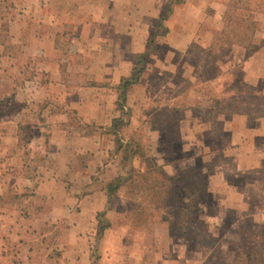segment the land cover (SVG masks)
<instances>
[{"label": "rangeland", "instance_id": "374dc122", "mask_svg": "<svg viewBox=\"0 0 264 264\" xmlns=\"http://www.w3.org/2000/svg\"><path fill=\"white\" fill-rule=\"evenodd\" d=\"M152 1L157 14L161 1ZM16 2L0 0L3 24L17 13ZM144 2L150 0H136L137 24H154L150 10L141 8ZM175 3L179 9L168 30L155 24L146 51L137 54L136 61L144 57L138 65L143 69L130 89L129 107L127 86L123 110L117 105L119 116L113 117L110 135L102 141L110 149L107 158L117 168L116 177L123 178L105 211L99 212L107 226L95 240L89 239L91 264H203L219 244L246 246L248 230L264 224V0H171L172 8ZM143 29L136 28L137 50L145 49L138 42ZM185 38L190 41L184 43ZM115 58L100 61L119 62L120 69L127 65L126 59ZM87 67V77L93 78L101 65L89 57ZM133 76L134 68L127 79ZM117 119L123 124L115 130ZM36 126L30 124L27 136ZM89 126L105 132L101 124ZM22 157L27 163L35 155ZM197 166L207 173V200L199 206L207 227L195 229L190 207L186 231L193 235L188 237L181 223L185 200L174 191L185 185L195 190V181L187 178L195 179ZM30 167L26 165L25 176L39 181ZM2 170L0 156V176ZM167 176L181 180L172 182ZM15 194L12 187L1 195L0 216L30 205L43 209L41 203L16 201ZM209 207L211 214L204 216ZM58 224L53 222V234L44 244L56 243Z\"/></svg>", "mask_w": 264, "mask_h": 264}, {"label": "crops", "instance_id": "0c3cea01", "mask_svg": "<svg viewBox=\"0 0 264 264\" xmlns=\"http://www.w3.org/2000/svg\"><path fill=\"white\" fill-rule=\"evenodd\" d=\"M160 1L158 15L152 0L141 6L154 24H137L136 0H17V13L0 21V199L13 187L16 201L43 205L0 216L6 222L1 220L0 264H91L89 239H96L105 188L117 172L102 141L119 116V86L165 9L167 1L164 7ZM174 5L163 21L167 30L179 9ZM137 26L144 28L138 35L144 50L136 49ZM115 56L127 60L123 69L119 62L100 61ZM89 57L101 65L93 78L87 77ZM135 85L127 89L126 108ZM30 122L37 130L27 136ZM95 123L105 132L96 133L89 126ZM25 153L35 157L26 163ZM29 163L37 182L25 176ZM57 220L56 243L44 244Z\"/></svg>", "mask_w": 264, "mask_h": 264}, {"label": "trees", "instance_id": "16d2710c", "mask_svg": "<svg viewBox=\"0 0 264 264\" xmlns=\"http://www.w3.org/2000/svg\"><path fill=\"white\" fill-rule=\"evenodd\" d=\"M172 11L171 6V0L161 13L159 20L157 22V27L162 28L163 27V21L167 19V17L170 15ZM164 28V27H163ZM166 28L164 29V31ZM149 41H151L149 39ZM141 59H144L143 56H139L137 61L135 62L134 67V76L131 79H124L120 86H119V96L117 100V105L120 109L123 110V99H124V93L125 88L129 86L131 83H134V81L137 79L138 75L142 71L143 67L138 66L140 64ZM138 67V68H137ZM117 120H115L114 128L115 130L118 129V127L123 124V122L119 121L116 123ZM192 169H187L186 171L190 172ZM178 175H180L178 173ZM162 176V175H161ZM139 176H137L138 178ZM122 176L116 177L111 182H109L106 186L107 191V203L109 204L112 201V197L115 195L116 191L120 188L122 185ZM162 178H164L162 176ZM166 179L170 181H176L179 182L181 180V177L176 176H167ZM189 180L195 181V190L189 188L187 185L182 186L178 192L174 191V195H177L179 193L180 199H184L185 202L183 204V213L181 220L182 227L185 228L182 231L183 236H192V233H188L186 231L188 218L186 216V211L192 207L194 208L192 211V215L195 216V229L200 228L202 230H205L207 227V222L205 221V218L199 213V206H201L203 202H206L207 200V173L202 170V167L197 166L195 167V179H191L190 177L187 178ZM160 193H163V190H160ZM191 197V200L189 198ZM157 201V200H156ZM155 202L154 204H156ZM211 214V207L206 211L204 216H209ZM101 213H99V226H98V234H102L103 230L106 228L107 224H104V218L100 217ZM251 230V231H250ZM196 236V231H195ZM203 236V235H202ZM220 237V236H219ZM246 246L244 244H239L236 242L233 245L229 242L227 246H223V244H219L216 248H214L204 259L203 264H264V224L261 225H255L252 226L248 230V235L246 236ZM222 238V237H220ZM248 239V242H247ZM195 241L200 243L201 241L198 240L195 237ZM223 242H225L223 240ZM223 247L227 248V253L223 252ZM229 250V251H228ZM94 254V253H93ZM93 257H97L96 255H93Z\"/></svg>", "mask_w": 264, "mask_h": 264}]
</instances>
